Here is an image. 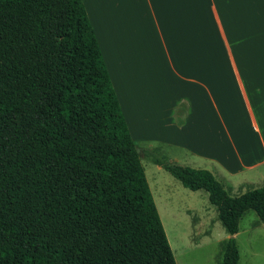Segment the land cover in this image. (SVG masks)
<instances>
[{
  "label": "trees",
  "instance_id": "trees-1",
  "mask_svg": "<svg viewBox=\"0 0 264 264\" xmlns=\"http://www.w3.org/2000/svg\"><path fill=\"white\" fill-rule=\"evenodd\" d=\"M82 0H0V264H177ZM203 189L230 235L264 223V185L230 196L207 169L153 157Z\"/></svg>",
  "mask_w": 264,
  "mask_h": 264
},
{
  "label": "crops",
  "instance_id": "crops-1",
  "mask_svg": "<svg viewBox=\"0 0 264 264\" xmlns=\"http://www.w3.org/2000/svg\"><path fill=\"white\" fill-rule=\"evenodd\" d=\"M82 1L136 145L264 185V0Z\"/></svg>",
  "mask_w": 264,
  "mask_h": 264
},
{
  "label": "rangeland",
  "instance_id": "rangeland-1",
  "mask_svg": "<svg viewBox=\"0 0 264 264\" xmlns=\"http://www.w3.org/2000/svg\"><path fill=\"white\" fill-rule=\"evenodd\" d=\"M167 156L161 149H154L150 154H141V163L175 261L177 264H221L225 243L222 241L228 233L217 208L210 203L205 190L184 187L163 167L160 173L154 174L152 158L168 162ZM236 235L239 264H264V223L255 211L243 214Z\"/></svg>",
  "mask_w": 264,
  "mask_h": 264
},
{
  "label": "water",
  "instance_id": "water-1",
  "mask_svg": "<svg viewBox=\"0 0 264 264\" xmlns=\"http://www.w3.org/2000/svg\"><path fill=\"white\" fill-rule=\"evenodd\" d=\"M137 151H140V148H137Z\"/></svg>",
  "mask_w": 264,
  "mask_h": 264
}]
</instances>
